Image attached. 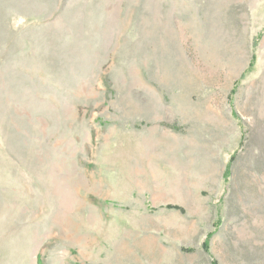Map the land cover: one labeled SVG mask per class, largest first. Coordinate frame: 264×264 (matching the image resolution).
Listing matches in <instances>:
<instances>
[{"label": "rangeland", "instance_id": "374dc122", "mask_svg": "<svg viewBox=\"0 0 264 264\" xmlns=\"http://www.w3.org/2000/svg\"><path fill=\"white\" fill-rule=\"evenodd\" d=\"M0 264H264V0H0Z\"/></svg>", "mask_w": 264, "mask_h": 264}]
</instances>
